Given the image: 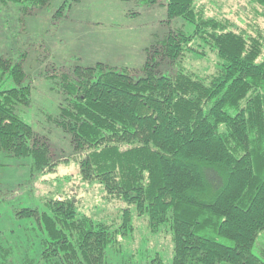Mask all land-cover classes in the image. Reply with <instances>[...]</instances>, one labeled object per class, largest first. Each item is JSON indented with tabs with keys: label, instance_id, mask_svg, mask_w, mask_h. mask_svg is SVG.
Listing matches in <instances>:
<instances>
[{
	"label": "trees",
	"instance_id": "trees-1",
	"mask_svg": "<svg viewBox=\"0 0 264 264\" xmlns=\"http://www.w3.org/2000/svg\"><path fill=\"white\" fill-rule=\"evenodd\" d=\"M15 1L32 13L51 0ZM249 1L264 9V0ZM167 7L194 31L171 28L148 49L137 76L102 61L62 71L65 101L55 126L70 136L83 179L148 215L151 234L134 254L150 252L168 227L172 258L156 252L152 264H264L254 250L264 230V34L209 13L204 0H167ZM194 43L217 53L214 72L180 62L203 51ZM165 59L173 71H160ZM31 101L22 62L0 54V151L30 157L42 176L59 160L50 140L17 112ZM130 208L115 227L82 212L71 196L19 214L38 217L43 249L36 264H107L111 247L120 244L121 252L122 239L133 243ZM0 250V264H16L10 248Z\"/></svg>",
	"mask_w": 264,
	"mask_h": 264
},
{
	"label": "rangeland",
	"instance_id": "rangeland-1",
	"mask_svg": "<svg viewBox=\"0 0 264 264\" xmlns=\"http://www.w3.org/2000/svg\"><path fill=\"white\" fill-rule=\"evenodd\" d=\"M204 1L209 13L229 17L248 33L260 29L264 34L261 6L249 0ZM21 5L20 1L0 0V54L22 62L32 86V101L19 106L17 112L38 135L50 140L53 159L59 163L56 171L41 176L32 171L30 157L0 151V245L11 249L9 261L30 264L32 257L33 264L38 263L43 249L38 217L19 212L23 207L43 210L48 198L59 196L73 197L82 212L112 227L122 221L124 208L131 207L136 232L133 243L122 239L125 246L121 252H117L120 244L111 247L107 264H152L156 252L171 259L173 241L168 227L163 228L159 240H151L155 245L150 252L134 254L141 237L151 234L148 215L138 213L134 204L111 196L101 183L82 178L70 136L55 126L53 118L65 101L62 71L76 64L102 61L119 69L129 67L135 76L140 75L152 45L174 27L193 32V23L182 16L169 17L167 0H51L32 13L25 12ZM195 46L203 51L192 50L180 62L202 74L214 72L218 57L212 46ZM160 71H173L168 59L161 61ZM254 250L264 256V230Z\"/></svg>",
	"mask_w": 264,
	"mask_h": 264
}]
</instances>
